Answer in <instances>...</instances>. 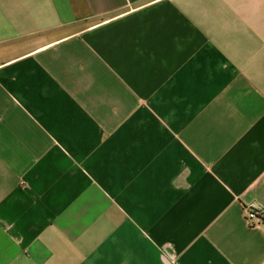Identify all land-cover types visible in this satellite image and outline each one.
<instances>
[{
    "label": "crops",
    "instance_id": "crops-1",
    "mask_svg": "<svg viewBox=\"0 0 264 264\" xmlns=\"http://www.w3.org/2000/svg\"><path fill=\"white\" fill-rule=\"evenodd\" d=\"M264 0H0V264H264Z\"/></svg>",
    "mask_w": 264,
    "mask_h": 264
},
{
    "label": "built area",
    "instance_id": "built-area-1",
    "mask_svg": "<svg viewBox=\"0 0 264 264\" xmlns=\"http://www.w3.org/2000/svg\"><path fill=\"white\" fill-rule=\"evenodd\" d=\"M244 219L250 226L264 224V205L251 202L243 208Z\"/></svg>",
    "mask_w": 264,
    "mask_h": 264
}]
</instances>
